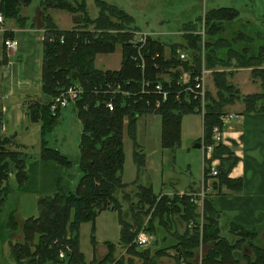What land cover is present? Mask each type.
I'll return each instance as SVG.
<instances>
[{
	"label": "trees",
	"instance_id": "obj_1",
	"mask_svg": "<svg viewBox=\"0 0 264 264\" xmlns=\"http://www.w3.org/2000/svg\"><path fill=\"white\" fill-rule=\"evenodd\" d=\"M32 1L0 0V12L3 17L13 19L17 26L23 27L26 18L21 15V8ZM94 3L98 10L94 17L86 11L85 0H42L40 5L45 28L41 75L44 100L29 102L25 113L29 120L40 121L41 132L45 134L54 128L60 116L61 109L50 110L53 98L70 86L81 90L73 100L82 126L78 145L81 176L75 188L69 190L63 186L62 174L59 172L54 179L56 191L51 195L39 197L37 216L24 219L20 226L14 212L9 214L7 229L15 231L18 228L21 236L19 241L10 244L12 259L16 263L23 258L32 257L33 264H87L80 251L79 226L83 221L91 220L94 227L97 214L110 209L118 211V245L126 247L127 252L140 258V264H158L155 258L166 255V249L174 251L172 258L175 264H179L181 260L186 264H196L193 259L196 247L198 244L209 242H212V245L199 264H264V246H250L253 257L242 256V262L237 254L242 241L249 240L251 243L259 227L246 229L230 223L227 233L236 238L230 240L222 235L221 213L215 209L213 202L205 197L201 233L195 228L182 234L179 230L175 232L173 226L176 221L172 220V217L177 216V221L183 222L197 215L196 203L191 200L192 192L180 196L177 193L171 196L155 194L151 185L144 184H139L136 191L128 192L127 183L122 181L124 117H128V128L132 131L137 116L158 114L161 118L160 145L163 149L174 152L180 145L182 117L197 113L202 118V135L198 142L203 141L205 145L214 144L213 154L225 155L216 166V178L220 184L230 188L241 187V180H231L228 176L236 162L234 153L221 141L214 143L211 133L214 126L223 130L221 117L225 115V107L235 101L244 104L245 112L264 113V68L255 66V62H261L264 57V45L257 48L253 43L255 38L262 37L260 31H235L231 37L232 41L245 43L241 48L232 47L229 55L239 67H252L251 77L253 80H260L261 90L242 94L234 83L227 79L233 72H213V81L217 87L216 96L206 90L202 104L199 81L202 69L199 55L201 41L203 40L204 52L207 53L205 62L208 66V60L216 54L223 42L215 37L213 44L206 40L205 36L213 37L219 30L217 25L221 22L231 23L235 20L239 14L236 8L226 6L205 11L204 38L201 34L191 32L184 36L185 43L171 44L170 56L166 57L165 44L158 38L146 35L141 40H132L131 30H135L132 15L105 0H95ZM49 8L65 10L78 15L80 19L71 29H58L47 11ZM130 25L134 29L128 30ZM194 27V23L184 25V29L190 31L194 30ZM227 44H231L229 39L222 47ZM117 45H120L121 51L120 68H96L95 56L112 53ZM179 47H184L182 50L188 53L192 52L191 62L189 58L179 59V53L176 52ZM223 64L227 65V61ZM184 72L189 74L186 82L181 80ZM107 85H120L121 89L117 93H111V88H107ZM120 91H127L128 94ZM109 99L112 100L113 110H109L105 105ZM1 122L0 117V211L10 188V173H14L18 187L24 184L28 176L26 158L21 151L11 147L14 144L10 136L2 133ZM141 152L142 149L138 148L134 152V159L137 165L142 167L145 165V156ZM39 159L40 162L53 166L55 172L58 168L71 166L69 158L49 146L44 137L40 144ZM209 171V163L205 161V180ZM119 194L123 197L122 200L127 196L131 199L135 197V202L133 203L132 199L128 204L131 216H123V203ZM148 214V224L156 218L158 227L163 232L170 231L167 237L173 239L166 246L155 248L152 253L149 249L138 250L133 242L139 231L137 228L141 226L143 217ZM155 234L160 236L157 231ZM91 241L94 246L93 236ZM104 244L107 253L101 259L95 260V263L122 264L123 257L117 259L114 256L117 245L112 242ZM61 250L64 252L63 257H59Z\"/></svg>",
	"mask_w": 264,
	"mask_h": 264
},
{
	"label": "rangeland",
	"instance_id": "obj_2",
	"mask_svg": "<svg viewBox=\"0 0 264 264\" xmlns=\"http://www.w3.org/2000/svg\"><path fill=\"white\" fill-rule=\"evenodd\" d=\"M41 0H33L28 6H23L21 12L24 10L30 14H34L36 8L39 7ZM95 0H85L86 11L91 17L97 15V7L94 3ZM109 3L115 4L124 9L127 13L134 18L135 30H131L132 40H141L143 36L149 35L161 40L166 48H169L173 43H185L184 36H188L189 33L201 34L204 38V24L203 15L205 11L210 9H216L220 7L231 6L239 11L238 17L231 23L226 21L225 23H216L218 32H215L213 37L205 36L206 40L213 43L217 37L223 43L228 39L231 44L227 46H219L209 60V65L205 62L207 53L204 52L203 40L199 48V55L201 58V68H203V83L205 91L209 94L216 96L217 87L213 81V72L218 71H231L232 76L228 75L229 82H234V85L240 87L239 80L248 76L247 73H242L236 69L239 67L235 59H231L229 52L231 48H241L245 42H233L231 37L234 36L235 31L242 29V31L249 32L253 30L260 31L261 38H255L254 46L257 48L260 45H264V0H105ZM49 13H52L59 24L63 28H68L66 22H62V16H69L70 13L63 10L50 8ZM194 23V30L184 29L185 24ZM134 27H129L128 30ZM133 31V32H132ZM143 39V38H142ZM184 47L177 48L176 52H182L187 55L191 62L192 52H186L182 50ZM191 48V47H190ZM229 48V49H227ZM247 53V52H246ZM250 53H248L249 55ZM104 58L96 59V66L101 69L117 68L120 63L121 51L120 45L117 46L115 51L110 54H101ZM229 60V61H228ZM103 61V62H102ZM227 61V65L223 62ZM257 63L258 67L264 65V57L261 62ZM238 72V73H237ZM240 77V79H239ZM246 81V80H245ZM211 88V89H209ZM239 89V88H238ZM236 102V101H235ZM234 102V103H235ZM73 101L66 107L61 108L60 116L55 124L54 128L46 134L45 138L47 144L58 149L62 154L66 155L71 161V166L66 168H58L57 172L53 167V171H46L43 167V163H38L35 167L31 168L27 163L28 180L20 187L16 186L13 172L9 176V191L5 197V202L0 211V239L6 237L8 216L11 212H14L15 218L20 226L23 220L29 216H37L38 206L37 198L39 195L53 194L56 191L54 179L57 178L59 172L62 174L63 186L69 190H73L81 176L79 169V140L82 132L81 122L78 118L76 109L73 105ZM183 118V117H182ZM185 127L190 132L181 139L180 145L173 152L170 149H163L160 146V124L161 118L158 114H142L137 116L134 127L131 130L128 128V117H124L123 120V152H124V164L122 172V180L127 183L126 191L134 192L139 184L151 185L152 190L155 193H170L171 196L177 191L185 190L190 184L196 187H200L202 183V152L200 148H194L196 141V135L202 130V123L200 116L190 115L184 117L182 120ZM40 123V121H37ZM29 139L25 138L24 134H19L16 144L20 142L29 143L28 146L22 144L13 146L14 149L21 151V153H34L39 151L40 143L30 130ZM142 149V154L145 156V165L138 166L134 159V152L138 149ZM25 155V154H24ZM52 169V168H51ZM13 176V177H12ZM121 194V193H120ZM120 196V201L122 196ZM180 196V193H177ZM183 194V193H182ZM122 200L123 203V216H131V212L128 209L129 201L135 202V197L129 196ZM131 202V204H132ZM196 203V202H195ZM196 217L189 218L187 221L178 222L177 216L172 217L176 223L173 226L175 232L178 230L182 233L188 232L193 228L197 229L201 233V227L204 223L203 211L200 200H197L196 204ZM127 210V211H125ZM125 211V212H124ZM150 215L143 217L141 226L137 229L149 234L150 243L148 246H137L138 250L149 249L152 253L155 248L166 246L173 239H169L170 231L163 232L157 225L156 218H153L149 224L148 220ZM133 219L131 220V222ZM170 223V222H169ZM226 224V226H225ZM151 225V226H150ZM168 225V224H167ZM222 235L224 234L230 240L234 239L233 236L227 233L228 226L225 221L220 223ZM153 229V230H151ZM157 229V230H156ZM185 230V231H184ZM156 231L160 234L157 236ZM190 233V232H189ZM199 233V234H200ZM19 234L18 228L13 231L11 237L17 238ZM120 235V224L117 210H104L97 214L94 220V227L91 220L83 221L79 226V245L80 250L84 253L85 259H92L90 264L95 263V260L101 259L103 251L107 247L105 241L118 242ZM221 235V234H220ZM223 235V236H224ZM92 236L94 237V246L92 244ZM164 239L162 240V238ZM5 239H8L7 237ZM236 239V238H235ZM234 239V240H235ZM134 242V241H133ZM237 254L243 261L242 256L253 257V252L250 246L263 247L264 246V227L258 228L255 237H252V242L249 240L242 241ZM212 245V242L198 244L194 254V262L199 264L203 255H206L208 248ZM10 247V246H9ZM5 244L0 243V264H11L8 258L10 255V248ZM133 249V247H132ZM195 249V248H194ZM166 255H161L155 258L159 264H174L172 249H166ZM169 254V255H168ZM172 256H171V255ZM96 255H99L96 257ZM102 255V256H100ZM114 256L118 259L123 257L122 264H140L141 259L137 256L127 252L126 247L121 245L115 247ZM183 261V260H181ZM179 262V264L181 263ZM14 262V259H13ZM184 262V261H183ZM185 263V262H184ZM114 264V263H111ZM186 264V263H185Z\"/></svg>",
	"mask_w": 264,
	"mask_h": 264
},
{
	"label": "crops",
	"instance_id": "obj_3",
	"mask_svg": "<svg viewBox=\"0 0 264 264\" xmlns=\"http://www.w3.org/2000/svg\"><path fill=\"white\" fill-rule=\"evenodd\" d=\"M41 2L42 0L39 3V7L36 8L34 14H30L28 11H26L27 9L24 10L23 13L21 12V15L26 18V22L23 27L17 26L13 19H7L5 17L3 22L0 24V117L2 120L1 131L4 135L11 137L14 146L20 144L24 146L29 145V143H26L25 141L16 144V140L19 134H24L25 138L28 140V133L30 130H32L35 138L37 135V140L41 144L42 138L44 137V139H46V134L50 132L49 131L43 134L41 132L40 123L29 120L25 113V108L29 102L44 100V95L41 91V75L43 60V38L45 28L42 20L43 11L40 8ZM48 10H50V8ZM49 15L52 18L56 28L63 30L75 27L80 19L78 15L72 13H70L69 16H62V22H66L67 26H69L68 28H63L60 26L59 21H57L52 13H49ZM8 36L15 37L18 40L16 49L6 50V48L4 47L3 39ZM169 54V48L165 47L164 55L168 57L170 56ZM98 57L101 61L104 56H101V54H97L94 60L95 67L101 69L96 66V59ZM119 68L120 63L117 68L106 69L117 70ZM261 68H264V65ZM251 69L252 67H238L236 69L237 71H242L243 73H247L248 75L241 79V81L239 80V83L241 85L240 87L238 85V88L242 94L255 93L261 90L260 80H253V78L251 77ZM186 79L188 78L185 77V80ZM226 113L233 114V116L224 122L221 142L224 146L228 147L236 157V162L230 169L228 176L229 178H231V180H241V187L239 189H235V187L230 188L225 184H220L218 178L216 177L208 176L205 180L203 175V168L206 155L202 147L200 146L199 148L202 152L203 164L201 186L196 187L193 182V184H190L187 189L177 191L175 193L181 194L192 192V194H198L199 192H201V190H204V192L206 193L205 197L210 199L213 202L215 209L221 213L220 223L222 221H225L227 224L231 223L246 229L264 227V113L245 112L244 104L240 101H236L235 103L227 105L225 107V114ZM196 114L197 113L186 114L183 116L182 120L186 116ZM198 115L200 116V121L202 123L201 115ZM190 131L191 130L184 126L183 121H181L180 142L183 136L185 137L186 134H188V132ZM201 135L202 130L198 135H196V141H198ZM39 153L40 147L39 151H36L34 153H22V155L26 158V165L28 163L31 167L29 171L32 169V167H35L38 163H40ZM223 156L225 155H215L212 152L209 155L211 161H208L209 166H211L212 164L218 166L220 163V158ZM43 167L47 171L51 168V170H53V166H51L50 164H46V162H43ZM29 171H27L26 167L27 174ZM41 196L44 195H39L38 198ZM204 198L200 200L202 201L201 203H203ZM12 234L13 230L6 229V237L8 239H5L6 237H3L0 239V243L5 244L7 245V247H9L10 244L19 241L21 237L20 234L17 235V238L11 237ZM114 244L118 245V242ZM105 254L106 248L103 251L102 255ZM93 256L92 259H89L87 262L84 255L85 262L87 264L92 262ZM97 256L99 255H96V257ZM31 258L32 257L23 258L18 263H16L15 260L13 262L11 255L8 254L7 259H9L11 264H33L31 263Z\"/></svg>",
	"mask_w": 264,
	"mask_h": 264
},
{
	"label": "built area",
	"instance_id": "obj_4",
	"mask_svg": "<svg viewBox=\"0 0 264 264\" xmlns=\"http://www.w3.org/2000/svg\"><path fill=\"white\" fill-rule=\"evenodd\" d=\"M4 20V17H3V14L0 12V24L3 22ZM142 39V38H141ZM3 45L4 47L6 48V50H14L17 48V45H18V40L15 38V37H6L3 39ZM179 59L180 60H186L187 59V55H185L184 53L182 52H179ZM203 68L201 69V75H200V78H199V81L201 82V90H200V94L202 96V104H203V100H204V94H205V86H204V83H203V79H204V75H203ZM189 74L187 72H184L182 77H181V80L183 82H186L188 79L185 80V77L188 78ZM114 87V89H113ZM107 88H111L110 91H112L111 93H117L119 92V90L121 89V86L120 85H107ZM81 92V90L76 87V86H70L68 87L66 90L62 91L61 93H59L57 96H55L52 100V104L50 106V110L51 111H54L56 110L57 108L61 109V108H64L66 107L70 102H72L77 96L78 94ZM121 93L123 94H128L127 91H120ZM106 107L109 109V110H113V103H112V100L109 99L108 101H106L105 103ZM233 116V114H225L221 117V120L224 124V122L231 118ZM222 129L219 128L218 126H214L212 128V133H211V136H212V141L214 143H218L221 141L222 139ZM213 146L214 144H204L203 141L201 142V147L206 155L205 159H204V162L205 161H210V158H209V155L212 153L213 151ZM211 162V161H210ZM210 177H216V174H217V170H216V166L214 164H212L210 166V171L208 173ZM11 177V176H10ZM13 177V176H12ZM182 194V193H181ZM205 192L204 190H201V192H199L198 194H192L193 198H191V200L193 199L194 202H197V200H202L204 197H205ZM202 202V201H201ZM150 235L143 232V231H140L139 233H137V235L135 236L134 238V243L137 245V246H140V247H143V246H148L149 243H150ZM64 256V252L61 250L59 251V257H63ZM180 264H185L183 261H181Z\"/></svg>",
	"mask_w": 264,
	"mask_h": 264
},
{
	"label": "water",
	"instance_id": "obj_5",
	"mask_svg": "<svg viewBox=\"0 0 264 264\" xmlns=\"http://www.w3.org/2000/svg\"><path fill=\"white\" fill-rule=\"evenodd\" d=\"M201 146V143L200 142H197V143H195V145H194V147H197V148H199Z\"/></svg>",
	"mask_w": 264,
	"mask_h": 264
}]
</instances>
